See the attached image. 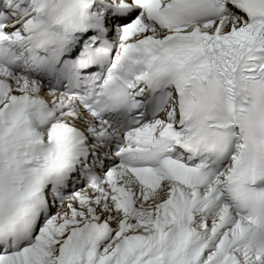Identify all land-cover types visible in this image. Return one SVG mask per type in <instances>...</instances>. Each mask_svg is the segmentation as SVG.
I'll list each match as a JSON object with an SVG mask.
<instances>
[{
	"label": "snow or ice",
	"instance_id": "1",
	"mask_svg": "<svg viewBox=\"0 0 264 264\" xmlns=\"http://www.w3.org/2000/svg\"><path fill=\"white\" fill-rule=\"evenodd\" d=\"M0 264H264V0H0Z\"/></svg>",
	"mask_w": 264,
	"mask_h": 264
}]
</instances>
